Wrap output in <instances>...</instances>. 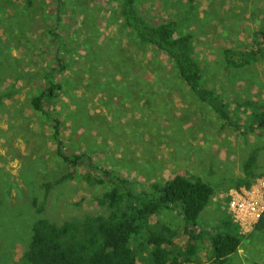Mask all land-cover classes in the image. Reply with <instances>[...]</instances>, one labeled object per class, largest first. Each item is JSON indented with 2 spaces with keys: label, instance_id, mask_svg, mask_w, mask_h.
<instances>
[{
  "label": "rangeland",
  "instance_id": "1",
  "mask_svg": "<svg viewBox=\"0 0 264 264\" xmlns=\"http://www.w3.org/2000/svg\"><path fill=\"white\" fill-rule=\"evenodd\" d=\"M188 1L135 0L148 20L175 19L178 33L195 35L203 83L219 90L229 104L237 100L232 111L249 123L242 105L264 103V0H194L192 8ZM120 4L0 0V94L6 95L0 105V264H29L25 252L41 218L61 224L108 214L98 202L107 185L88 184L79 175L85 168L62 160L53 118L60 120L66 152L87 154L98 167L127 179L136 192L177 174L211 182L216 190L199 217L201 228L232 213L234 188L228 180L242 175L240 163L254 146L260 147L256 172H264L261 133L222 126L179 78L169 56L137 38L120 15ZM229 50L243 53L249 63L229 66ZM46 75L61 89L43 111H36L31 100L45 88ZM74 169V178L46 192L45 183H56ZM245 190L251 198L261 193L254 186ZM235 211L231 216L245 241L239 257L226 263L248 264L249 255L254 264L264 251V236L252 231L264 211ZM163 218L181 230L177 211ZM177 237L174 251L187 243L183 233ZM195 259L212 264L208 241Z\"/></svg>",
  "mask_w": 264,
  "mask_h": 264
},
{
  "label": "trees",
  "instance_id": "2",
  "mask_svg": "<svg viewBox=\"0 0 264 264\" xmlns=\"http://www.w3.org/2000/svg\"><path fill=\"white\" fill-rule=\"evenodd\" d=\"M193 1H188L190 8ZM120 2L119 13L137 38L169 56L179 78L222 126L242 133L259 131L264 139V103L242 105L240 112L248 113L249 123L242 116H236L231 107L239 105L238 101L229 104L219 90L203 83L204 68L194 54L195 35L192 32L178 33L180 22L175 19L158 23L148 20L135 0ZM226 53L229 66L249 63L243 53L233 50ZM44 81L45 88L31 100L36 111H43L45 103L54 101L61 89V84L48 75L44 76ZM5 97L0 94V105ZM52 128L62 160L78 170L85 168L86 171L79 175L88 184L107 185L98 202L108 209V214H87L82 219L66 220L61 224L45 218L37 220L25 252L29 264H203L195 256L206 241L211 246L212 264H227L240 249L245 235L232 213H226L210 228L200 227L199 217L216 190L211 182L191 174H177L165 181H152L150 186H142L136 192L127 179L114 177L110 171L98 167L87 154L66 152L61 146L58 118H53ZM259 151L260 147L250 148L240 163L242 175L228 180L231 188L250 189L258 177H264V172H256ZM77 172L74 169L56 183H45L46 192L54 184L74 178ZM97 172H103L107 178L99 177ZM42 210L43 207H39L38 211ZM176 211L183 220L181 230H175L163 218L167 212ZM180 232L187 237V243L174 251ZM252 232L264 236V213Z\"/></svg>",
  "mask_w": 264,
  "mask_h": 264
},
{
  "label": "crops",
  "instance_id": "3",
  "mask_svg": "<svg viewBox=\"0 0 264 264\" xmlns=\"http://www.w3.org/2000/svg\"><path fill=\"white\" fill-rule=\"evenodd\" d=\"M257 180V179H256ZM260 180V178L258 177V180H257V182L255 181V183L251 186V187H256V188H258L259 189V186H262L263 188H261V193H260V195H258V196H256V197H253V198H251V197H249L247 194V191L245 190V188L243 189V188H240V189H233V191H234V193L233 194H231V196H232V214L234 215V210L236 209V205L239 203V202H241V201H244L245 199H247V200H250V201H253V203H248V204H252V205H254L256 208H257V211L258 212H260L259 211V209L261 210V212L263 213V211H264V205H263V190H264V182H262V181H259ZM231 198V197H230ZM262 206V208H260ZM256 212V211H255ZM255 212H252V213H255ZM260 212V213H261ZM240 213V212H239ZM261 213V214H262ZM245 240H243V242H244ZM243 242H242V244H243ZM241 249V248H240ZM239 251V250H238ZM238 253V252H237ZM237 253H235L233 256H235V258L237 259L239 256H238V254ZM233 256H232V258H233ZM247 258H248V260H247V263L249 264V262L248 261H250V256L248 255L247 256ZM254 264H264V251H263V253H262V255H261V257L255 262L254 261Z\"/></svg>",
  "mask_w": 264,
  "mask_h": 264
},
{
  "label": "built area",
  "instance_id": "4",
  "mask_svg": "<svg viewBox=\"0 0 264 264\" xmlns=\"http://www.w3.org/2000/svg\"><path fill=\"white\" fill-rule=\"evenodd\" d=\"M248 203H253V201L245 199L244 201H241L236 205L235 210H241L240 212H244L246 215H249L250 213L252 214V212L257 211V208L254 205ZM231 208H232V202H231Z\"/></svg>",
  "mask_w": 264,
  "mask_h": 264
},
{
  "label": "bare ground",
  "instance_id": "5",
  "mask_svg": "<svg viewBox=\"0 0 264 264\" xmlns=\"http://www.w3.org/2000/svg\"><path fill=\"white\" fill-rule=\"evenodd\" d=\"M259 181L264 182V177L260 178ZM261 188H263V187L262 186H259V189H261ZM263 192H264V190H263ZM263 205H264V195H263ZM261 208H262V206H261Z\"/></svg>",
  "mask_w": 264,
  "mask_h": 264
}]
</instances>
